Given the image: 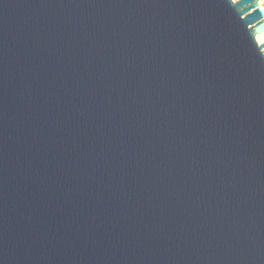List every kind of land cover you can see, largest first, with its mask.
Returning <instances> with one entry per match:
<instances>
[{
    "label": "water",
    "instance_id": "water-1",
    "mask_svg": "<svg viewBox=\"0 0 264 264\" xmlns=\"http://www.w3.org/2000/svg\"><path fill=\"white\" fill-rule=\"evenodd\" d=\"M257 0H0V264H264Z\"/></svg>",
    "mask_w": 264,
    "mask_h": 264
},
{
    "label": "bare ground",
    "instance_id": "bare-ground-1",
    "mask_svg": "<svg viewBox=\"0 0 264 264\" xmlns=\"http://www.w3.org/2000/svg\"><path fill=\"white\" fill-rule=\"evenodd\" d=\"M255 40L257 41V43L264 42V32H262L260 34H256L255 35Z\"/></svg>",
    "mask_w": 264,
    "mask_h": 264
},
{
    "label": "built area",
    "instance_id": "built-area-1",
    "mask_svg": "<svg viewBox=\"0 0 264 264\" xmlns=\"http://www.w3.org/2000/svg\"><path fill=\"white\" fill-rule=\"evenodd\" d=\"M257 4H258V7L262 10V12L264 13V0H257ZM260 44V43H258ZM264 52V50H263Z\"/></svg>",
    "mask_w": 264,
    "mask_h": 264
}]
</instances>
